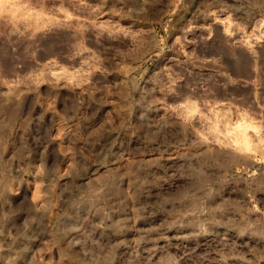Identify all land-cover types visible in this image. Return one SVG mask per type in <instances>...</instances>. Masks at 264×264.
<instances>
[{
    "label": "rangeland",
    "instance_id": "374dc122",
    "mask_svg": "<svg viewBox=\"0 0 264 264\" xmlns=\"http://www.w3.org/2000/svg\"><path fill=\"white\" fill-rule=\"evenodd\" d=\"M0 264H264V0H0Z\"/></svg>",
    "mask_w": 264,
    "mask_h": 264
}]
</instances>
